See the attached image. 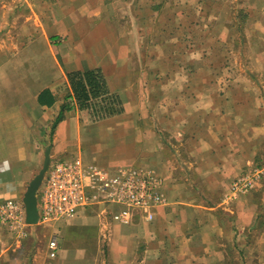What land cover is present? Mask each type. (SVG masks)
<instances>
[{"label": "crops", "instance_id": "obj_1", "mask_svg": "<svg viewBox=\"0 0 264 264\" xmlns=\"http://www.w3.org/2000/svg\"><path fill=\"white\" fill-rule=\"evenodd\" d=\"M94 70L120 101L118 116L68 99V75ZM114 121L127 137L139 133L129 147L151 165L130 169L162 179L165 204L151 221L139 214L114 230L94 202L55 223V259L49 244L19 247L0 227V264H211V253L219 264L227 253L264 264V0H0V204L24 203L48 149L52 163L70 145L87 185L95 171L128 168L80 157ZM254 168L255 188L228 205L232 182ZM72 238L82 253L68 252Z\"/></svg>", "mask_w": 264, "mask_h": 264}, {"label": "built area", "instance_id": "obj_2", "mask_svg": "<svg viewBox=\"0 0 264 264\" xmlns=\"http://www.w3.org/2000/svg\"><path fill=\"white\" fill-rule=\"evenodd\" d=\"M261 176L260 169H254L235 179L225 201L229 204L239 195L251 192ZM86 178L87 172L80 159L51 163L41 187V201L38 193L39 224L70 219L80 208L102 201L113 222L131 225L139 214L151 221L153 210L165 204L163 181L151 172L130 168H119L113 174L95 171L89 185ZM29 226L23 202L9 200L0 204V227L13 233L19 247L29 237L26 230ZM59 246L56 237L50 240L51 259L58 256Z\"/></svg>", "mask_w": 264, "mask_h": 264}, {"label": "rangeland", "instance_id": "obj_3", "mask_svg": "<svg viewBox=\"0 0 264 264\" xmlns=\"http://www.w3.org/2000/svg\"><path fill=\"white\" fill-rule=\"evenodd\" d=\"M241 5L239 6V9H241ZM242 37V35H239ZM61 48L59 47L58 51ZM113 98L108 99L107 101H114L116 100L115 95H110ZM120 103V102H119ZM104 104H100V108L105 107ZM109 107L112 109H118L122 108L121 104L118 106L117 103L113 104H108ZM98 108V109H100ZM98 112V111H97ZM117 115V114H116ZM118 116V115H117ZM100 121V120H99ZM119 124L117 122H113L112 124V129L113 131L109 135H105V140L100 139L99 134H95L93 136V139H90V142L85 143L82 147V150H80V157L84 160L85 164L87 163H93L95 160V163L104 167V168H110V169H116L118 167H128V168H136L140 166H149L151 163L150 161H145L143 159H136V151L132 148L130 149V145L133 146L136 140H138L139 133L138 135H135L133 137H127L128 134H130L129 129H123V128H117ZM124 125V127L127 126L126 123L121 124ZM119 133H124V135L121 137L124 141L121 140V142H117L115 139L118 138ZM137 146V145H136ZM70 145L66 148V152L62 155L59 156V159L56 161L53 160L52 163L54 162H59V161H70L73 160L77 156V152H71L69 150ZM138 147V146H137ZM71 148V147H70ZM125 150V152H124ZM149 164V165H148ZM256 169V168H254ZM253 169V170H254ZM42 199V189L39 192V200L41 201ZM237 199V198H236ZM235 199V200H236ZM234 200V201H235ZM234 201L230 202L228 205H232ZM82 211V208H80L77 212V215ZM110 218V216L108 215ZM111 219V218H110ZM64 220V219H61ZM59 220V221H61ZM58 221V222H59ZM52 222L50 224H39L37 226H29L27 227V232L29 234V237L25 240L22 241L24 244L25 242L30 243L32 239L35 240V245H39L42 249H46V245L49 244L50 240L54 237L58 239L59 244L62 243L61 240V230L59 228L60 223ZM114 230L117 229L116 226L119 228H123L122 225L117 224L114 222ZM35 236V237H34ZM66 248L69 253H82L81 248L78 245V241L75 238L70 239L69 241L67 240ZM106 250L107 251V246ZM61 246H59V252L61 253ZM71 248V249H70ZM43 253V252H42ZM45 253V252H44ZM48 253V252H47ZM213 254V259L215 262L211 261V264H219L220 259L218 253H211ZM259 254V253H258ZM256 256L254 253H227V264H259L255 260ZM262 260V257H261ZM222 262V260H221ZM263 262V261H262ZM46 264H51V260H47Z\"/></svg>", "mask_w": 264, "mask_h": 264}, {"label": "trees", "instance_id": "obj_4", "mask_svg": "<svg viewBox=\"0 0 264 264\" xmlns=\"http://www.w3.org/2000/svg\"><path fill=\"white\" fill-rule=\"evenodd\" d=\"M68 80L73 94L68 99L73 96L71 99L74 98L76 100L77 106L81 110H91L95 112L94 116L98 118H107L121 113V108L112 109L108 106L109 103H117L119 106L120 101L117 98L114 101H107L113 97L110 96L107 83L100 71L94 70L85 73H72L68 75ZM72 102L73 100L67 101L55 125L62 119L65 111H70L74 108ZM104 103L106 104L105 107L100 108V104Z\"/></svg>", "mask_w": 264, "mask_h": 264}, {"label": "water", "instance_id": "obj_5", "mask_svg": "<svg viewBox=\"0 0 264 264\" xmlns=\"http://www.w3.org/2000/svg\"><path fill=\"white\" fill-rule=\"evenodd\" d=\"M51 165L50 149L46 151L45 161L39 174L33 179L29 185L24 198V206L26 209V222L30 226H36L40 221L38 193L43 185L45 176Z\"/></svg>", "mask_w": 264, "mask_h": 264}]
</instances>
